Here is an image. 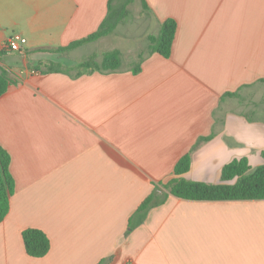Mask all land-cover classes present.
<instances>
[{"label": "crops", "instance_id": "1", "mask_svg": "<svg viewBox=\"0 0 264 264\" xmlns=\"http://www.w3.org/2000/svg\"><path fill=\"white\" fill-rule=\"evenodd\" d=\"M139 1L111 34L58 54L39 49L94 33L109 0H0V69L19 81L0 97L14 182L0 264H264V200L187 201L163 187L199 138L186 180L217 184L234 159L264 163V0ZM167 19L164 58L147 37ZM14 34L26 39L18 52L4 47ZM111 50L117 71L79 73ZM154 191L165 202L133 218ZM28 228L48 237L46 256L26 254Z\"/></svg>", "mask_w": 264, "mask_h": 264}, {"label": "trees", "instance_id": "2", "mask_svg": "<svg viewBox=\"0 0 264 264\" xmlns=\"http://www.w3.org/2000/svg\"><path fill=\"white\" fill-rule=\"evenodd\" d=\"M134 0H109L108 12L98 29L81 40L73 42L65 47L41 48L39 51H48L62 54L76 49L80 46L95 42L111 34L117 25L121 23L127 13L128 6ZM115 4L113 5V3ZM143 8L144 0H141ZM176 33V22L172 19L165 20L156 36H148V47L151 52H155L164 58H168ZM1 54V52H0ZM121 53L118 50H111L103 53L100 61L89 58L79 64V73L99 72L112 73L121 66ZM59 66L50 64L45 69L39 64L36 69L41 72H52L58 70ZM140 71L139 64L133 68L132 73ZM264 82V79L262 80ZM19 83L17 77L7 70L0 69V97L10 86ZM234 96V94H228ZM208 138H199L194 146L184 154L174 166L176 178L171 179L163 187L170 195L187 201H243V200H264V163L251 168L246 158L234 159L224 165L220 173V182L209 184L204 182L189 181L182 177L190 168L191 152L200 143L207 141ZM264 160V152L261 153ZM10 156L0 147V223L5 219L9 212L10 197L14 192V182L9 171ZM167 195L158 197L157 193L152 192L147 196L136 209L133 218L142 221L147 212L165 202ZM131 223V222H130ZM133 225H129L127 233L133 230ZM21 238L26 254L32 258H42L47 255L50 249L48 237L41 230L28 228L21 232Z\"/></svg>", "mask_w": 264, "mask_h": 264}, {"label": "rangeland", "instance_id": "3", "mask_svg": "<svg viewBox=\"0 0 264 264\" xmlns=\"http://www.w3.org/2000/svg\"><path fill=\"white\" fill-rule=\"evenodd\" d=\"M141 9L142 8H141V5H140V1L136 0L134 3H132L131 5L128 6L126 16L129 15V17L134 18L135 15L139 14L140 12H142ZM256 91L258 93L257 96H258V99H259L257 101V104H258L257 107L258 108H264V84L258 85ZM242 104H243V109L246 110L247 112H250L251 109L253 108V106L249 105V101L245 102L244 98H243Z\"/></svg>", "mask_w": 264, "mask_h": 264}, {"label": "built area", "instance_id": "4", "mask_svg": "<svg viewBox=\"0 0 264 264\" xmlns=\"http://www.w3.org/2000/svg\"><path fill=\"white\" fill-rule=\"evenodd\" d=\"M26 43V39L18 34H14L5 44V49L11 52H18L20 47ZM131 264V263H128Z\"/></svg>", "mask_w": 264, "mask_h": 264}]
</instances>
